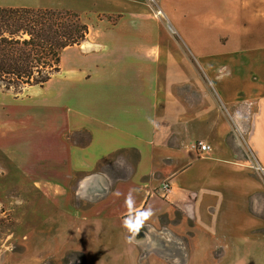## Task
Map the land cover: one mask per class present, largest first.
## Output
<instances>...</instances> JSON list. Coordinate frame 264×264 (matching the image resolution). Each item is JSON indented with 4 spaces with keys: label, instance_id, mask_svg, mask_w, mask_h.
<instances>
[{
    "label": "crops",
    "instance_id": "1",
    "mask_svg": "<svg viewBox=\"0 0 264 264\" xmlns=\"http://www.w3.org/2000/svg\"><path fill=\"white\" fill-rule=\"evenodd\" d=\"M154 1L166 14L176 11L171 6H189L192 16L212 20L228 37L240 38V47L205 58L197 68L161 41L159 20L145 0H113L116 8H128L95 11V41L87 37L74 45L91 53L70 61L76 66L67 75L66 91L49 113L7 125L0 111V166H10L28 187L46 196L57 195L58 187L70 189L74 177L92 174L84 187L95 183V199L75 209L78 221L131 220L130 229L139 230L135 238L145 245L150 232L161 229L163 234L156 236L172 257L181 250L184 257L192 254L196 233L190 229L207 231L212 238L203 237L224 243L220 252L226 256L231 248L238 251L239 242L255 245L264 238L263 218L249 210V200L259 206L264 182L230 126L228 109L216 103L209 76L226 82L231 110L239 109L241 116L246 108L234 107L250 85V124L235 113L236 128L250 126L248 147L264 169V0ZM113 14L115 22L104 16ZM249 36L253 53L245 63ZM249 66V80L241 72H213ZM199 140L210 148H195ZM115 156H122L129 169L122 179L99 169ZM70 196L66 193L68 202ZM180 236L187 238L186 251Z\"/></svg>",
    "mask_w": 264,
    "mask_h": 264
},
{
    "label": "rangeland",
    "instance_id": "2",
    "mask_svg": "<svg viewBox=\"0 0 264 264\" xmlns=\"http://www.w3.org/2000/svg\"><path fill=\"white\" fill-rule=\"evenodd\" d=\"M112 2L113 0H0V4L3 5L47 7L79 12L89 26L87 37L90 41L91 39L95 41V11L107 12L128 8V6L116 8ZM145 3L148 5V10H153L159 20L161 41L170 45V48L176 50L180 56H186L197 68H200V62L205 58H218L225 51L240 47V38L228 37L227 32L217 27L212 20L192 16L188 13L189 6H171L176 11L173 12L174 14L171 12L166 14L154 0H145ZM132 6L135 9L139 7ZM104 16L114 22L117 18L116 14ZM98 17H102V14ZM251 44L252 37H246L245 49L248 50L243 59L240 58L245 63L251 59L253 53V50L250 51ZM89 53H91L89 50L79 46L64 50L61 55L63 56L61 71L43 88L27 87L21 92L0 89V111H3V120L9 121L6 124H13L19 120L20 123L24 121L28 123L31 118L49 113L58 95L66 91L67 81L70 79L67 75L76 66V63L72 64L70 61L82 60V55ZM79 68L81 69L82 65ZM213 72L218 76H234L237 72H241L244 80L252 77L250 66L245 69L243 67L239 70L232 69L228 73L222 68ZM214 76H209L212 82L208 85L209 89L219 107L223 111L225 108L228 109L225 110V114L230 126L245 147L250 163L254 164L255 171L264 182V172L255 168L259 164L248 147L250 126L242 131H237L236 128L238 118L235 113H239L244 124H250L251 87L247 86L244 92L247 96L244 95L234 107L238 109L243 105L246 108L247 113L241 116L240 110L232 111V104L228 103L230 94L227 89L230 87L227 88L225 81L222 83L218 80L220 76ZM6 113L9 115L5 116ZM82 136L84 140L88 139L87 134ZM4 139L8 142L11 138ZM129 159L132 161L134 157L131 156ZM124 162L122 156L109 158L103 166H100V172L109 173L114 179H122L129 172ZM5 168L0 166V264H264V238L255 241L257 243L255 245L239 242L236 247L238 251L231 248L233 251L229 250L224 256L220 252L225 246L224 243L217 241L215 244L214 240L203 237L205 234L212 238L207 231L196 229H190L191 232L196 233V237H191L192 254L190 257H184L185 254L181 250L179 255L176 254L178 257L176 261L177 258L172 257V253L160 244V237L156 236L163 234L161 229L150 232L151 237L145 245L135 238L139 230L130 229L133 224L128 223L131 220H126L124 223L113 219L77 220L79 218L76 214L79 213L75 212V209L86 208L91 205V200L95 199V191L92 187L95 183L91 188L84 187V180L90 178L86 184L89 183L93 178L92 174L81 179L74 177L70 189L61 191L58 187L54 191L57 195L46 196L42 191L28 187L29 183L24 182L20 173L11 171L10 166L6 165ZM65 192L71 195L70 202ZM249 210L264 221V193L259 194L258 207L257 205L254 207L249 200ZM184 230L186 229H179V231ZM191 232L186 235H191ZM180 237L183 239L186 251L187 238Z\"/></svg>",
    "mask_w": 264,
    "mask_h": 264
},
{
    "label": "trees",
    "instance_id": "3",
    "mask_svg": "<svg viewBox=\"0 0 264 264\" xmlns=\"http://www.w3.org/2000/svg\"><path fill=\"white\" fill-rule=\"evenodd\" d=\"M88 32L76 11L0 6V89L43 86L61 70L63 50L81 44Z\"/></svg>",
    "mask_w": 264,
    "mask_h": 264
},
{
    "label": "built area",
    "instance_id": "4",
    "mask_svg": "<svg viewBox=\"0 0 264 264\" xmlns=\"http://www.w3.org/2000/svg\"><path fill=\"white\" fill-rule=\"evenodd\" d=\"M195 148L199 149L200 151H205V150H208L210 148L209 144L199 140L196 144H195ZM255 168L258 170V171H263L264 172V169L261 165H257L255 166ZM165 189H167V185L164 186Z\"/></svg>",
    "mask_w": 264,
    "mask_h": 264
},
{
    "label": "bare ground",
    "instance_id": "5",
    "mask_svg": "<svg viewBox=\"0 0 264 264\" xmlns=\"http://www.w3.org/2000/svg\"><path fill=\"white\" fill-rule=\"evenodd\" d=\"M149 237H151L150 235H149ZM150 242V241H149ZM173 252V251H172Z\"/></svg>",
    "mask_w": 264,
    "mask_h": 264
}]
</instances>
